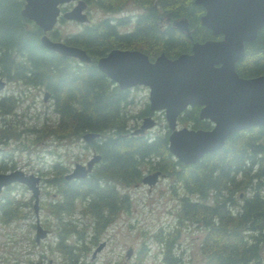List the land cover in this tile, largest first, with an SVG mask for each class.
I'll list each match as a JSON object with an SVG mask.
<instances>
[{"label":"trees","instance_id":"1","mask_svg":"<svg viewBox=\"0 0 264 264\" xmlns=\"http://www.w3.org/2000/svg\"><path fill=\"white\" fill-rule=\"evenodd\" d=\"M132 1L142 10L135 15L130 32L117 31V25L129 20L130 15L124 14L114 18L105 16L64 35L65 42L81 46L89 55V62H80L41 43V29L20 13L23 0H0V75L48 92L53 118L43 125H48L49 132L57 139H77L86 131L98 133L86 145L98 152L100 158L84 177L64 178L67 168L54 161L43 178L56 193V198H50L46 205L58 219L55 243L65 254L64 264L81 263L72 251L73 244L66 242L69 221L62 214L70 213L78 199L82 208L94 217V230L99 231L117 208L127 202L126 193L120 192L117 185L128 186L140 181L144 165L160 170L182 185L178 214L205 229L201 240L204 264H261L264 123L230 133L220 147L189 164L175 159L169 152L167 130L154 134L131 133L135 125L128 126L132 116L127 108L131 102L129 90L119 88L101 72L95 65L96 58L113 47L137 48L150 60L160 52L174 57L189 52L193 41L219 37L213 36L200 22L203 8L193 0ZM93 2L104 11L115 12L124 0ZM159 14L165 20L162 26L156 24ZM166 14L170 19L185 17L189 36L172 26L170 19L166 21ZM46 33L55 38L54 29ZM234 67L242 77L264 73V26L257 30L252 41L244 43V54ZM16 100L13 95L1 96L0 115L15 112ZM197 110V105L185 108L177 121L192 128H209L211 123L198 118ZM141 111L149 113L147 103ZM0 132L5 137L16 136L14 131L0 129ZM11 168L3 166L2 170ZM17 184H7L0 193L2 222L26 215L24 207L29 206V201L18 199L14 194ZM73 232L77 231L73 229ZM170 234L167 232L164 240L162 262L183 264L171 249L173 236ZM28 264L41 263L29 260ZM131 264H141L140 255Z\"/></svg>","mask_w":264,"mask_h":264},{"label":"rangeland","instance_id":"2","mask_svg":"<svg viewBox=\"0 0 264 264\" xmlns=\"http://www.w3.org/2000/svg\"><path fill=\"white\" fill-rule=\"evenodd\" d=\"M89 9V22L105 16L114 18L129 14V20L119 26L120 30L129 29L133 17L142 10L132 0H124L122 7L115 12L104 11L93 1L89 2ZM81 26L80 22L59 17L52 27L55 31L53 39L64 41V35L79 30ZM0 77L5 80L0 97L13 95L17 98L15 112L0 115V129L4 132L14 131L16 135L5 137L0 132V168H19L39 176L37 215L41 226L47 229L45 237L38 243L34 242L33 197L23 183L17 182L14 194L18 199L29 201V206L24 207L25 216L7 222L0 221V264H28L29 260H39L41 264H64L65 254L55 243L58 239V219L46 205L50 198H56V193L54 187L44 182L43 178L47 176L45 172L49 171L54 161H59L69 171L74 162L84 163L93 152L92 148L81 138L57 139L49 132L48 125H43L52 120L53 113L50 99L42 100V87L25 85L19 80H7L1 75ZM128 90L131 102L127 104V108L132 114L128 126L131 127L137 126L142 116L146 115L141 110L147 103V87L135 84ZM139 111L142 114L137 115ZM149 112L155 123L144 133L166 131L163 112ZM177 126L188 124L177 121ZM31 127L39 130L26 129ZM154 169L144 165L142 174ZM181 186L178 181L164 173L149 188L140 181L128 186L117 185L120 192L126 193L127 202L117 208L116 213L99 231L93 228L94 217L76 199L72 211L62 216L69 221L66 242L73 244L72 251L77 255V262L131 264L140 255L141 264H163L161 256L164 240L168 237L167 232H170V236H173L171 249L182 259L183 264H204L201 240L205 229L178 214L179 196L183 193ZM2 191L3 188L0 193ZM73 229L77 231L76 234ZM100 242H103L102 247L91 258L92 249ZM128 248L131 252L127 256L125 251ZM259 257L260 263L264 264V244Z\"/></svg>","mask_w":264,"mask_h":264},{"label":"water","instance_id":"3","mask_svg":"<svg viewBox=\"0 0 264 264\" xmlns=\"http://www.w3.org/2000/svg\"><path fill=\"white\" fill-rule=\"evenodd\" d=\"M75 1L61 10L60 5ZM202 6L199 19L213 36L203 41H193L189 52L168 57L163 52L152 60L137 48L113 47L95 60L96 67L119 88L135 84L147 87L149 111H163L167 128V148L175 159L184 164L195 162L207 151L220 147L227 135L252 125L264 123V73L242 77L235 71V62L244 54V43L252 41L257 30L264 26V0H193ZM84 0H23L22 16L32 20L42 31L41 43L49 50L63 56H71L80 62H89L90 57L79 45L51 38V30L57 19L89 22L84 11ZM166 21L170 18L165 16ZM169 23L189 36L187 19L177 17ZM0 77V89L4 86ZM48 92L43 91L42 100ZM197 105V117L207 119L209 128L177 126V116L188 106ZM155 119L151 114L143 115L140 123L130 131L142 134L152 127ZM98 133L86 131L80 138L88 142ZM100 154L93 152L84 162L73 163L64 178H82L99 160ZM162 175L154 169L142 174L140 182L151 187ZM23 183L33 197L32 210L35 217L34 242L45 237L47 229L42 227L37 215L39 176L19 168L0 172V190L7 184ZM103 242L91 251L92 258ZM131 249L125 254L128 256Z\"/></svg>","mask_w":264,"mask_h":264},{"label":"flooded vegetation","instance_id":"4","mask_svg":"<svg viewBox=\"0 0 264 264\" xmlns=\"http://www.w3.org/2000/svg\"><path fill=\"white\" fill-rule=\"evenodd\" d=\"M84 1H85V4H86V5H85V9H84V11L87 13V15H88V17H89V19H90L89 2H91V1H95V0H88V1L84 0ZM74 2H75V1H72V2L69 1V2H66V3H67V4H66L67 6H65V3L62 4V5H60V9H61V10H64V9H68V8H70V7L74 4ZM62 7H65V8L62 9ZM103 18H104V17H103ZM103 18H100V19H103ZM133 18L135 19V16H134ZM89 21H90V20H89ZM95 22H96V21H94V23H95ZM164 22H165V20L163 19L162 14L157 15V23H156V24H157L158 26H162ZM91 23H93V22L82 23L81 28H82L84 25H87V24L89 25V24H91ZM131 23H132V25H131L130 28L127 29V30H120V29H119V26H120L121 24L117 25V29H118L117 31H118V33H126V32H130V31L132 30V28H133L134 20H133V22H131ZM218 36L220 37L221 35H218ZM215 37H216V36H215ZM216 38H218V37H216ZM119 48H122V47H119ZM133 86H134V85H133ZM153 112H154V111H153ZM162 112H163V111H162ZM149 114H150V112H149ZM0 149H1V147H0ZM0 151H1V150H0ZM92 151L95 152L93 148H92ZM93 152H92V153H93ZM92 153H91V155H92ZM91 155H90V156H91ZM88 158H89V157H88ZM88 158H87V159H88ZM87 159H86V160H87ZM86 160H85V161H86ZM85 161H84V162H85ZM74 163H75V162H74ZM81 163H82V162H81ZM72 166H73V165H72ZM71 168H72V167H71ZM8 170H10V169H6V170H2V169H1L0 172H1V171H8ZM66 172H68V171H66ZM73 179H75V178H73Z\"/></svg>","mask_w":264,"mask_h":264}]
</instances>
